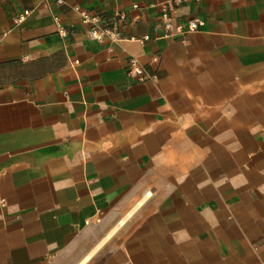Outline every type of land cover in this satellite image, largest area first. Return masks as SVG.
I'll return each mask as SVG.
<instances>
[{
  "label": "crops",
  "instance_id": "obj_1",
  "mask_svg": "<svg viewBox=\"0 0 264 264\" xmlns=\"http://www.w3.org/2000/svg\"><path fill=\"white\" fill-rule=\"evenodd\" d=\"M172 1L0 0V264H264V0Z\"/></svg>",
  "mask_w": 264,
  "mask_h": 264
},
{
  "label": "built area",
  "instance_id": "obj_2",
  "mask_svg": "<svg viewBox=\"0 0 264 264\" xmlns=\"http://www.w3.org/2000/svg\"><path fill=\"white\" fill-rule=\"evenodd\" d=\"M58 4H64L65 0H55ZM189 0H173L172 2L179 6L183 3L188 2ZM196 2L200 3L202 0H195ZM171 2V3H172ZM161 8V17L164 23V27L166 30V36L168 37H178L181 40H184L185 35L195 31L200 26V21L196 18H191L186 22H181L178 19V16L173 14L170 11L169 4L170 2L163 1L158 3ZM135 7H139V4H135ZM73 8L79 11L82 15L83 22L90 24L88 29V35L91 39L96 41H105L110 40L112 42L124 39L122 31L118 27H111L108 25H104L100 22L101 17L99 15L93 14L86 9H83L79 4H75ZM31 10H25L23 13L19 14L15 22L16 24H20L23 22L30 14ZM121 19H125L126 15L124 13L120 14ZM150 37L145 35L143 37H135L132 36L131 39H137L140 42H144L148 40ZM128 63L131 68V73L136 75L140 80L144 81L148 77L145 75L142 66L139 64L137 58L131 57L128 60Z\"/></svg>",
  "mask_w": 264,
  "mask_h": 264
}]
</instances>
